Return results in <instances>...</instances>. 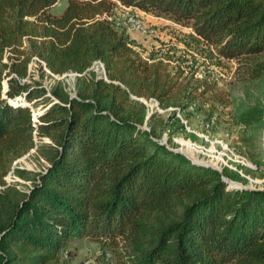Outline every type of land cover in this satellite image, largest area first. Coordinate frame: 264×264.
<instances>
[{
	"label": "trees",
	"instance_id": "1",
	"mask_svg": "<svg viewBox=\"0 0 264 264\" xmlns=\"http://www.w3.org/2000/svg\"><path fill=\"white\" fill-rule=\"evenodd\" d=\"M57 2L0 0V264H68L73 238L100 243L104 264H264V188H229L237 172L160 141L175 122L185 131L177 112L219 108V77L201 74L192 48L235 61L244 87L264 79V0H68L55 14ZM118 4L190 28L185 48L145 50L113 18ZM34 56L42 77L80 73L76 95L25 81ZM97 60L107 79L90 70ZM145 100L173 111L157 123ZM23 101L43 107L38 121ZM240 120L263 126L264 109ZM32 149L43 170L14 165ZM12 169L28 190L7 183Z\"/></svg>",
	"mask_w": 264,
	"mask_h": 264
},
{
	"label": "rangeland",
	"instance_id": "2",
	"mask_svg": "<svg viewBox=\"0 0 264 264\" xmlns=\"http://www.w3.org/2000/svg\"><path fill=\"white\" fill-rule=\"evenodd\" d=\"M67 4L68 0H58L51 11L61 14ZM112 16L145 50L161 46L168 48L175 43L179 48L184 49V43L180 40H183L184 34L191 31L190 28L171 20L158 18L137 8L125 7L120 4L114 7ZM136 21H141L147 31L136 29ZM191 51L199 58L200 63L205 62V65H202L201 74L207 71L208 74L213 75L214 72L215 77H219L214 97L219 108L215 110V114L210 119L206 118L209 111L207 113L199 112L187 118L183 113L177 112L176 116L181 119L185 131L181 129L180 123L172 119V122H175L172 128L176 131L174 137L169 141V136L165 133L160 141L202 165L213 166L221 171L224 168H229L237 172L241 176L240 180L226 179L229 188H264L263 172L258 170L254 161L255 159H264V125L261 126L258 123L247 125L240 120L241 113L246 108L259 105L261 109H264V79L254 81L244 87L233 81L236 71L235 61L225 63L221 67V64L216 65L210 61L208 55L198 47L192 48ZM193 53L191 52V54ZM205 58L211 63L206 62ZM91 70L95 71L96 69L93 67ZM44 71H46L45 67ZM29 73L27 81L32 83L33 87L41 83L46 89L51 90L57 81H62L67 90L76 88L78 75L75 73L54 76L46 71L42 77L39 63H32ZM7 90L8 83L5 80L4 92ZM23 102L24 104L28 103ZM145 102L149 107V116L153 112L159 114L155 119L157 123L161 120L160 115L167 117L173 111L172 108L162 109L156 100H145ZM34 110L35 117H37L43 111V107L34 106ZM191 134H195L196 137ZM45 165H47L46 162L37 159L35 151L25 154L15 163V166L37 172L43 170ZM14 175L16 176L15 181H19L21 189L28 190L31 187V181L22 179L16 173ZM12 178L9 177V179ZM62 258L66 259L68 264H104L106 255L100 243L87 238H73L65 252L62 253Z\"/></svg>",
	"mask_w": 264,
	"mask_h": 264
},
{
	"label": "built area",
	"instance_id": "3",
	"mask_svg": "<svg viewBox=\"0 0 264 264\" xmlns=\"http://www.w3.org/2000/svg\"><path fill=\"white\" fill-rule=\"evenodd\" d=\"M126 7V6H125ZM135 28L136 29H138V30H141V31H143V32H146L147 30H146V28H145V26L143 25V23L141 22V21H136L135 22ZM8 53V51L6 52V54ZM7 60V59H6ZM40 62H42L37 56H34L33 57V59H32V61H31V63H30V65H29V70H30V67H31V64L32 63H40ZM43 64H44V62H43ZM45 65V64H44ZM93 67H95V72H96V74H97V76L98 77H103V78H105V79H107V71H106V67H105V64H104V62L102 61V60H97V61H95L94 63H93V65L91 66V68H90V70L91 69H93ZM45 70L47 71V72H49L50 74H52V75H54V76H64V75H66V74H69V73H75V74H77L78 76H80L81 74L80 73H77V72H72V71H70V72H66V73H64V74H54V73H52L46 66H45ZM29 76H30V73H29ZM29 76L27 77V78H25L24 80L25 81H27V79L29 78ZM69 91V90H68ZM70 92V94L71 95H76V88L74 87L73 88V90H70L69 91ZM27 104V106H29L31 109H32V111H33V113H34V121L36 122V121H38V116L37 117H35V110H34V105H32L31 104V102H28V103H26ZM31 151H35V149H32ZM31 151L29 152V153H31ZM17 162V161H16ZM15 162V163H16ZM15 163H14V165H15ZM14 169H12L10 172H9V174L6 176V181H7V183H11V181H15V178H16V176L14 175ZM9 177H13L12 179H9ZM2 188H4V186L3 185H0V190L2 189Z\"/></svg>",
	"mask_w": 264,
	"mask_h": 264
},
{
	"label": "water",
	"instance_id": "4",
	"mask_svg": "<svg viewBox=\"0 0 264 264\" xmlns=\"http://www.w3.org/2000/svg\"><path fill=\"white\" fill-rule=\"evenodd\" d=\"M149 117V116H148ZM177 151V150H176ZM193 162H195V163H198V164H200V162H198V161H195V160H192ZM244 188V187H243ZM245 188H248V187H245Z\"/></svg>",
	"mask_w": 264,
	"mask_h": 264
},
{
	"label": "crops",
	"instance_id": "5",
	"mask_svg": "<svg viewBox=\"0 0 264 264\" xmlns=\"http://www.w3.org/2000/svg\"><path fill=\"white\" fill-rule=\"evenodd\" d=\"M141 11V10H140Z\"/></svg>",
	"mask_w": 264,
	"mask_h": 264
}]
</instances>
